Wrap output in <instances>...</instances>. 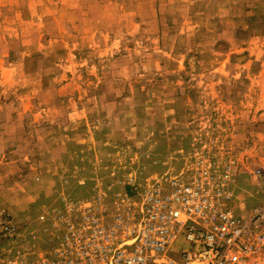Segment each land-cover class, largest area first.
Here are the masks:
<instances>
[{
    "label": "rangeland",
    "instance_id": "374dc122",
    "mask_svg": "<svg viewBox=\"0 0 264 264\" xmlns=\"http://www.w3.org/2000/svg\"><path fill=\"white\" fill-rule=\"evenodd\" d=\"M197 165L264 207V0H0V264Z\"/></svg>",
    "mask_w": 264,
    "mask_h": 264
},
{
    "label": "built area",
    "instance_id": "2783aa9c",
    "mask_svg": "<svg viewBox=\"0 0 264 264\" xmlns=\"http://www.w3.org/2000/svg\"><path fill=\"white\" fill-rule=\"evenodd\" d=\"M228 168L195 166L135 190L110 221L84 210L60 220L51 252L5 264H264V207L235 217ZM14 228L0 214V239Z\"/></svg>",
    "mask_w": 264,
    "mask_h": 264
}]
</instances>
